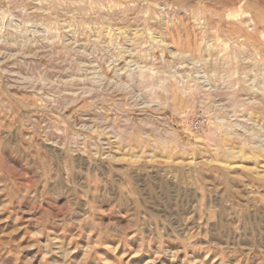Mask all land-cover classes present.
<instances>
[{
	"label": "rangeland",
	"instance_id": "374dc122",
	"mask_svg": "<svg viewBox=\"0 0 264 264\" xmlns=\"http://www.w3.org/2000/svg\"><path fill=\"white\" fill-rule=\"evenodd\" d=\"M0 264H264V0H0Z\"/></svg>",
	"mask_w": 264,
	"mask_h": 264
}]
</instances>
